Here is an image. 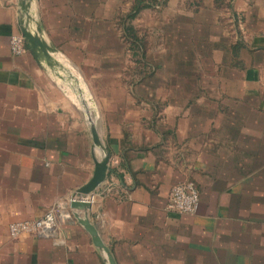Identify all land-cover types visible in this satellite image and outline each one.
I'll list each match as a JSON object with an SVG mask.
<instances>
[{
	"label": "crops",
	"instance_id": "0c3cea01",
	"mask_svg": "<svg viewBox=\"0 0 264 264\" xmlns=\"http://www.w3.org/2000/svg\"><path fill=\"white\" fill-rule=\"evenodd\" d=\"M139 1L32 0L80 96L27 45L11 53L20 0H0V264H104L69 209L101 157L89 118L112 168L89 218L116 264H264V0H156L128 20ZM184 182L194 215L166 209ZM57 204L50 235L9 237Z\"/></svg>",
	"mask_w": 264,
	"mask_h": 264
},
{
	"label": "water",
	"instance_id": "95a60500",
	"mask_svg": "<svg viewBox=\"0 0 264 264\" xmlns=\"http://www.w3.org/2000/svg\"><path fill=\"white\" fill-rule=\"evenodd\" d=\"M31 3L32 0H20L19 2L21 36L38 61L53 71L61 80L71 83L75 93L82 96L77 79L67 72L55 59V50L42 38L40 26L37 24L35 28L31 27L32 23H34L31 13ZM80 103L89 114L85 102L81 99ZM89 120L93 148L100 150L101 157L93 160V173L90 179L75 191L72 200L69 202V209L77 223L90 236L92 244L101 254L104 264H116L112 253L104 244L96 227L91 223L89 218V210L92 206L89 197L105 183L108 174L112 172L110 166L111 153L103 144L94 122L90 118Z\"/></svg>",
	"mask_w": 264,
	"mask_h": 264
},
{
	"label": "built area",
	"instance_id": "2783aa9c",
	"mask_svg": "<svg viewBox=\"0 0 264 264\" xmlns=\"http://www.w3.org/2000/svg\"><path fill=\"white\" fill-rule=\"evenodd\" d=\"M11 53L21 55L26 51V43L20 34L11 36L9 41ZM72 200L70 197L69 202ZM199 205V193L194 183L184 182L174 185L168 194L166 209L182 215H194ZM60 217H69L64 207L57 204L36 220L19 221L8 226V235L16 240L26 235L48 236L57 226Z\"/></svg>",
	"mask_w": 264,
	"mask_h": 264
},
{
	"label": "trees",
	"instance_id": "16d2710c",
	"mask_svg": "<svg viewBox=\"0 0 264 264\" xmlns=\"http://www.w3.org/2000/svg\"><path fill=\"white\" fill-rule=\"evenodd\" d=\"M147 2H145V4H143L142 0H140L138 2V4H136L133 8V10L130 12V14L127 16L128 20L133 19L137 13L145 7H152L155 5L156 0H146ZM216 4H218V6L223 4V0H216ZM126 32L128 35H126V41L130 47V50L132 51V55L135 57V67H136V71L135 74L143 79L145 76H149L150 74H152V68L148 67V65L146 64L145 61V57L143 54V50H142V40L138 37H136L135 35H131L129 36V32L131 31V28L128 26L125 28ZM128 36V37H127Z\"/></svg>",
	"mask_w": 264,
	"mask_h": 264
},
{
	"label": "rangeland",
	"instance_id": "374dc122",
	"mask_svg": "<svg viewBox=\"0 0 264 264\" xmlns=\"http://www.w3.org/2000/svg\"><path fill=\"white\" fill-rule=\"evenodd\" d=\"M127 66H129V63H127ZM124 68H125V67H124ZM93 87H95V86H92V88H93ZM95 103H96V106H97V107H100L98 102H95ZM12 240H13V239H12ZM16 240H17V239H16Z\"/></svg>",
	"mask_w": 264,
	"mask_h": 264
}]
</instances>
